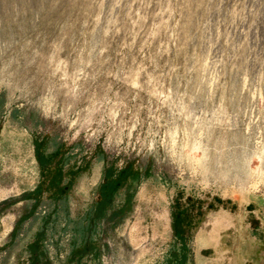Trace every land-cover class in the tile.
<instances>
[{
    "label": "rangeland",
    "instance_id": "1",
    "mask_svg": "<svg viewBox=\"0 0 264 264\" xmlns=\"http://www.w3.org/2000/svg\"><path fill=\"white\" fill-rule=\"evenodd\" d=\"M0 264H264V0H0Z\"/></svg>",
    "mask_w": 264,
    "mask_h": 264
},
{
    "label": "trees",
    "instance_id": "2",
    "mask_svg": "<svg viewBox=\"0 0 264 264\" xmlns=\"http://www.w3.org/2000/svg\"><path fill=\"white\" fill-rule=\"evenodd\" d=\"M106 180L108 181V185L111 187L115 182H113L112 180H110V179H108V178H106ZM105 185H106V183H105ZM104 192V191H103ZM105 201V196L104 195H101V203H102V205L104 206V202Z\"/></svg>",
    "mask_w": 264,
    "mask_h": 264
}]
</instances>
